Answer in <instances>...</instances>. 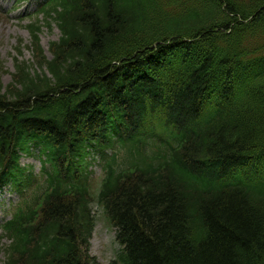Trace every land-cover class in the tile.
<instances>
[{
    "label": "trees",
    "instance_id": "1",
    "mask_svg": "<svg viewBox=\"0 0 264 264\" xmlns=\"http://www.w3.org/2000/svg\"><path fill=\"white\" fill-rule=\"evenodd\" d=\"M0 83L1 264H264V0H48ZM37 150L42 173L20 165ZM103 178L91 196L92 172ZM48 165V167H46ZM29 171V172H28Z\"/></svg>",
    "mask_w": 264,
    "mask_h": 264
},
{
    "label": "rangeland",
    "instance_id": "2",
    "mask_svg": "<svg viewBox=\"0 0 264 264\" xmlns=\"http://www.w3.org/2000/svg\"><path fill=\"white\" fill-rule=\"evenodd\" d=\"M14 0H0V83L6 87L12 82L15 74V64L30 63L33 61L30 50L31 37L29 27L42 24L39 34L40 44L47 59H50L49 44L59 39L58 29L52 25L51 29L43 26L44 18L35 16L36 7L31 3L12 6ZM22 166H31L37 173L40 163L35 157H23ZM92 196L96 195L100 182V169L93 166ZM17 202V196L10 190L0 192V224L7 216L6 212L10 205ZM92 212L95 217V227L89 241L88 252L92 258L100 264H108L113 261L120 252V246L115 239V230L110 226L103 211L92 204ZM6 240L0 239V264L4 260V246Z\"/></svg>",
    "mask_w": 264,
    "mask_h": 264
}]
</instances>
